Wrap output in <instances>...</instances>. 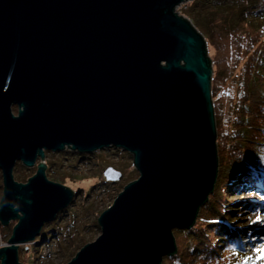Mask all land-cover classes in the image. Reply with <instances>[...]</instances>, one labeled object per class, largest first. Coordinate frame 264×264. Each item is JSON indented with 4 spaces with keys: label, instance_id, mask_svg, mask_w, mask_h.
<instances>
[{
    "label": "water",
    "instance_id": "obj_1",
    "mask_svg": "<svg viewBox=\"0 0 264 264\" xmlns=\"http://www.w3.org/2000/svg\"><path fill=\"white\" fill-rule=\"evenodd\" d=\"M188 0H0V224L17 221L0 264L69 208L45 152L129 154L139 179L98 219L100 237L68 264H163L218 175L208 43L177 8ZM13 108H17V115ZM26 184L20 163L35 167ZM107 182L123 175L109 167Z\"/></svg>",
    "mask_w": 264,
    "mask_h": 264
},
{
    "label": "trees",
    "instance_id": "obj_2",
    "mask_svg": "<svg viewBox=\"0 0 264 264\" xmlns=\"http://www.w3.org/2000/svg\"><path fill=\"white\" fill-rule=\"evenodd\" d=\"M182 13L205 33L213 63L219 175L195 226L189 231L174 230L177 254L165 257L163 264H239L248 257L244 240L252 231L232 228L234 214L227 207L226 194L249 188L264 192V0H193ZM227 46L231 60L224 54ZM222 95L225 105H221ZM21 167L17 165L15 173ZM49 173L47 169V176ZM67 211L71 208L61 214L68 215ZM4 231L0 224L3 239L7 237ZM49 233L42 232L21 251L27 257L36 255L38 243Z\"/></svg>",
    "mask_w": 264,
    "mask_h": 264
},
{
    "label": "rangeland",
    "instance_id": "obj_3",
    "mask_svg": "<svg viewBox=\"0 0 264 264\" xmlns=\"http://www.w3.org/2000/svg\"><path fill=\"white\" fill-rule=\"evenodd\" d=\"M192 1L188 0L179 6L176 12L186 18L182 13V9ZM189 21L193 24L191 20ZM196 29L200 32L198 28ZM200 33L207 39L203 31ZM230 50L228 47L225 52ZM227 53H224L226 58L228 59L229 56V60H231L232 55ZM221 97V105H225L224 95ZM213 102H216V98L213 99ZM13 112L17 115V108H13ZM129 156L127 153L120 152L115 148L98 151L92 155L78 154L68 150L63 153L45 152L43 162L46 164L47 169H50L47 176L48 180L68 187L74 192L77 187H82V191L75 193L73 203L69 206L71 212L67 211L69 212L68 215L60 214L58 219L43 228V233L45 231L50 233L46 235V240L43 243H38L36 255L31 253L27 257L28 253L21 251V248L30 246L34 242L19 247L20 263L23 264L28 260V264H68L84 246L94 243L101 235L97 222L99 217L113 205L119 194L129 183L139 179V174L133 167V160ZM41 162L40 159L36 162L35 169H33L35 171L33 172H27L28 169L22 167L19 168L18 172L15 173L14 171L15 181L25 183L21 177H18L20 171L25 172L21 176L27 178L26 180L35 176L36 168ZM52 163L57 165L52 166ZM108 167L116 169L123 175L120 182L111 186L107 184L103 173L105 168ZM1 174L0 172V177ZM226 201L227 207L234 214L235 225L232 228L234 230L248 229L252 231L251 236L244 240L245 249L252 259L244 260L239 264H264V260L257 259L259 254L256 252V249L264 244V195L253 193V191L235 193V191L229 190L226 194ZM257 215L261 217L260 221H256ZM16 225L17 221H14L8 227H4V233L7 237L3 239L0 234V245L11 239Z\"/></svg>",
    "mask_w": 264,
    "mask_h": 264
},
{
    "label": "snow or ice",
    "instance_id": "obj_4",
    "mask_svg": "<svg viewBox=\"0 0 264 264\" xmlns=\"http://www.w3.org/2000/svg\"><path fill=\"white\" fill-rule=\"evenodd\" d=\"M261 217L259 215H257L256 217V221H260ZM256 252L259 254L257 256V259L259 260H264V244H262L259 248L256 249ZM252 258L250 256L245 257V260H251Z\"/></svg>",
    "mask_w": 264,
    "mask_h": 264
},
{
    "label": "bare ground",
    "instance_id": "obj_5",
    "mask_svg": "<svg viewBox=\"0 0 264 264\" xmlns=\"http://www.w3.org/2000/svg\"><path fill=\"white\" fill-rule=\"evenodd\" d=\"M120 151V150H119ZM33 169H35V167H33V168H31V169H28L27 170V172H33V171H35V170H33ZM20 173V177H21V179H22V181L23 182H25V183H23V184H26L27 182H28V180H26L27 178H25L24 176H23V178H22V176H21V174L23 173H25V172H23V171H20L19 172ZM36 173H37V168H36ZM139 174V173H138ZM140 176V175H139ZM5 247H10V243H6V242H3V243H1V245H0V249H2V248H5Z\"/></svg>",
    "mask_w": 264,
    "mask_h": 264
},
{
    "label": "clouds",
    "instance_id": "obj_6",
    "mask_svg": "<svg viewBox=\"0 0 264 264\" xmlns=\"http://www.w3.org/2000/svg\"><path fill=\"white\" fill-rule=\"evenodd\" d=\"M105 170H106V168H105ZM105 170H104V171H105ZM104 171H103V173H104ZM67 209H68V208H67ZM67 209H66V210H67ZM63 212H64V211H63ZM61 213H62V212H61ZM61 213H60V214H61ZM60 214H59V215H60ZM59 215H58V216H59ZM58 216H57V218H56V219H58ZM34 242H35V241H34Z\"/></svg>",
    "mask_w": 264,
    "mask_h": 264
}]
</instances>
